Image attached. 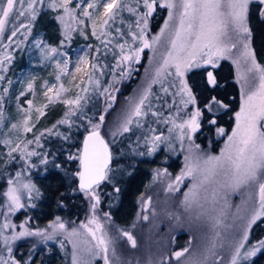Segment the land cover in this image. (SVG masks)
<instances>
[{
	"label": "snow or ice",
	"instance_id": "6c2138e0",
	"mask_svg": "<svg viewBox=\"0 0 264 264\" xmlns=\"http://www.w3.org/2000/svg\"><path fill=\"white\" fill-rule=\"evenodd\" d=\"M85 3L86 7L84 6ZM37 4L43 5L45 0H0V33L5 32L6 26L12 23L13 19L20 20L22 17L27 19L28 23L25 24L21 21L18 26L14 25L11 35L7 38L12 40L21 28L30 31L32 23L38 15ZM141 4L145 11L138 13L137 7ZM158 4L159 7L169 10V18L165 20L164 27L160 29V34L152 36L149 41L146 38L148 18L152 16ZM259 4L264 5V0H259ZM47 7L59 13L56 19L64 25L63 39L60 41L61 47L65 41L71 40L73 31L79 30L80 35L87 39V21H91V34L99 41L100 46L95 48L97 55L78 58L76 72H81V65H86L90 71L85 70L88 77L87 85H75L78 91L74 98H65L69 89L65 88L63 84L59 88L52 85L44 91L43 95L47 98L48 103L35 109L39 113L36 117L37 124L40 118L46 115L45 110L50 105L62 103L67 107L64 116L53 124L52 128L35 134L36 124H32L30 120L34 101L27 98L24 100V103L28 105L27 109L18 104L19 110L27 112L29 115H26L20 124H12L11 127L17 130L22 128L24 133H33L34 138L27 140L26 143L22 141L23 147L21 143L12 147L10 139H0V143L8 148L6 162L11 163L18 160L31 168L35 166L34 162H31V158L35 156L40 158L41 164L47 166L49 164L48 156L52 154L37 152L34 149H29L28 146L35 142L37 146L42 148L40 142L45 138L46 133L49 136L55 135L65 141H70L72 136L60 132L59 127L66 125L67 133H71V130L77 127V121H80L79 126L83 127L85 133L82 147L78 148L76 152H72L69 148L67 161H78L77 168L71 175L78 178V190L92 201L91 210L94 212L100 202L99 194L95 189L103 181L110 180L109 173L113 171L111 165L116 162L111 147L115 143L116 137L131 132L133 125L137 128L143 127L141 118L146 117L149 113L157 117V123H159L162 112L159 109L153 110L150 97L155 96L157 102L163 101L161 108L165 106L174 107L175 98L179 97L180 104L188 109L184 113L185 118L177 123L175 117L169 116L163 122L172 125L168 129L169 133L177 128L180 130L178 139L182 145L185 139L191 142L193 134L201 130L205 122L209 131L215 129L217 136H227L225 147L221 149L219 155L201 154L198 144H190L189 155L185 157L184 168L175 177V183L170 182L167 186L168 191H180L179 185L183 183L186 177H190L194 181L189 191L184 193L181 204L189 214L196 213L195 220L200 223L202 230H206V235H210L207 236L208 246L204 253L193 260L192 264H208L210 256H217L215 249L218 243L221 248L225 246L222 230H226L228 227L224 223L226 211L224 207L216 208L219 201L224 198L221 193L225 189L236 191L251 185L258 187V206L252 209L240 240L229 245L232 254L228 264H240L242 260H249L258 252H264V240L257 241L251 247H246L245 244L248 241L249 230L258 220L264 218V65L257 63L255 53L250 47L249 0H178V2L177 0H163L162 3L160 0H137V7H130L126 0H84L83 3H76L75 6H73V0H47ZM78 8H83L82 14L76 11ZM178 8L182 11L177 13ZM125 10L135 16L134 23L138 29V31H129L127 35L131 36L133 42H139L142 47L135 46V43L129 46L127 41L113 43L115 39L112 36L113 31L118 35H124L122 28L114 27V25L117 18H120L121 13ZM94 13L98 14L99 24L94 19ZM259 14L261 20L264 21V7L259 8ZM81 15L83 19L80 18ZM177 16L178 23H173ZM121 23H123L122 18ZM73 24L83 25V27L74 28ZM128 27L131 29L132 24L130 23ZM230 32L234 34L235 39L232 38ZM165 34H167L168 48L166 55L163 56V63L155 69L154 73L148 74L146 85L141 87L137 96L127 102L128 106L114 128L110 129L109 132H104L103 129L106 126L104 113L112 108L117 98L110 91L111 84L101 89V78L109 70L113 79H117V73H119L118 78L121 80L131 78L135 70L133 65L140 63V54L144 49L155 48ZM25 38L27 39V37ZM240 45H242V51L233 60V63L237 67V81L241 84L243 98L240 110L235 113L236 126L233 128L232 134L228 135L223 127L218 126L219 110L227 109L228 105L218 96L212 95L211 92L218 87L215 69L219 66V61L227 59L232 54V50L237 49ZM37 47L46 59H54L56 56L64 55L56 47L49 48L42 40L37 41ZM88 47L92 48L93 46L88 45ZM115 49H119V52L117 53ZM109 53H112L113 59L116 61L115 65L109 66L106 63V57ZM11 59L10 55H4L0 59V69L6 70V64L11 63ZM241 60L244 63L243 72L241 71ZM69 62V60H64L62 64L57 62V81L61 80V74L69 73ZM195 69H203L205 73L198 84L190 83L188 79V74ZM3 79L4 77L0 76V80ZM157 84L160 86L159 93L153 89V86ZM32 89L33 83L29 82L25 91L20 92L17 101ZM4 91L7 92V89ZM81 91L84 95L80 94ZM50 93L53 94L50 95ZM89 93H98L106 98L107 107L104 109V113L99 115L98 121L88 117L84 112V108L91 98ZM168 96L173 97L172 104L168 103L166 99ZM176 111L179 113L181 109L177 107ZM2 118L3 114L0 113V119ZM148 131L154 132L155 129L149 128ZM109 134L112 137L111 141L106 139ZM166 139L168 138L162 135L149 136L145 134L143 136L145 145H151L147 147V154L151 155L159 144ZM169 146L171 147V145ZM17 153H19L18 157ZM140 154L144 155L145 153L141 152ZM3 155L0 154V158ZM53 166L58 169L62 167L61 164H54ZM167 175V170L156 172V177ZM22 176V172H17L15 178L10 177L7 181L8 188L3 193L5 203L0 205V207L7 209V212L4 213L5 216L25 207V204L21 202L23 192L28 193L29 199L33 197V194L40 195L36 185L30 180L23 182ZM210 188L211 197L205 195L202 198L201 192L209 193ZM76 190L73 189V191ZM202 199L203 202H201ZM206 204H211V208H206ZM143 218L147 220L148 216L145 215ZM177 219L179 220V217ZM92 225L95 227H91ZM11 227L13 231L10 236L4 235V231L9 230L7 222L2 226L3 231H0V237L3 238L5 246L25 236H39L44 241L52 240L56 238L57 232L63 233L65 231V224L60 222L59 218L49 225V228L52 229L51 232L46 230L31 231L25 224L19 226L21 229L19 232L14 231L15 225ZM80 227L91 237V241H83V243L88 244V247L83 250L78 248L77 243L73 244L72 264H87V262L81 261L80 251H86L90 256L102 253L104 264H110L108 253L113 240L95 216L90 218L86 224L82 223ZM121 234L127 237L133 247H136V240L129 232L122 231ZM67 235L79 237L81 233L73 228L67 232ZM194 240L195 237L188 241V247L172 253L168 264H171V258H175L179 264L181 258L190 252ZM7 251L11 253L12 248L8 246ZM31 259L32 257L29 256L28 261L21 262L16 259L9 261V259L0 256V264H29ZM161 264H164L163 259ZM213 264H223V258L217 257Z\"/></svg>",
	"mask_w": 264,
	"mask_h": 264
},
{
	"label": "rangeland",
	"instance_id": "374dc122",
	"mask_svg": "<svg viewBox=\"0 0 264 264\" xmlns=\"http://www.w3.org/2000/svg\"><path fill=\"white\" fill-rule=\"evenodd\" d=\"M83 2L84 0H73V6H75L76 3ZM126 2L130 7H137V0H126ZM160 2L162 3L163 0H160ZM258 2L259 0H249V4ZM84 6L86 7V3L84 4ZM261 6L264 7V5ZM37 8V18L40 14H42L47 15V19L52 18V20H54L55 28L53 32L51 31V33L48 34L46 33V31L40 29L38 24L36 25L35 23L37 22L36 18V20L32 23L30 31L26 30L25 28H21L17 36L12 40H9L7 37L11 35V30L13 29L14 25L18 26L21 21L25 24L28 23V20L22 17L20 18V20L13 19L12 23H9L6 26L5 32L0 33V59H2L6 54L10 55L12 58L11 63L6 64V70L0 69V76L4 77L3 80H0V113L3 114V118L0 119V139H10L12 142V147H15L17 143H21L22 141L23 143H26L27 140H33L34 138L33 133H24L22 128L17 130L11 127L12 124H20L25 116L29 115L27 112H21L18 108V104L24 109H27L28 105L24 103V100L27 98L34 101L33 110L30 114V120L32 124H36L35 134H39L40 132L45 131V129L52 128V125L64 116L67 107L62 103L50 105L45 110L46 115L44 117H41L39 123L37 124L36 117L39 115V113L36 112L35 109L40 108L48 103L47 98L43 95L44 91H46L47 87H51L52 85H55L57 88H59L60 85L63 84L65 88L69 89V92L67 93L65 98H74L78 91L75 85H87L88 83V77L85 74L87 66L81 65V72H76L77 60L81 56L90 57L91 55H97V53L95 52V48L100 46L99 41H97L91 34V21H87L88 27L86 29V34L88 38L85 39L83 35H80L79 30L73 31L71 33V40L65 41L64 45L61 47L60 41L63 39L62 32L64 30V25H62L56 19V16L59 13L54 12L47 7V0H45V4L43 5L37 4ZM76 11L82 14L83 8H78L76 9ZM143 11H145V9H143V6L141 4L139 7H137V12L142 13ZM176 11L178 13L179 11H182V9L178 8ZM97 17L98 14L94 13V19H96L97 24H99V19ZM80 18L83 19V16L81 15ZM121 18L123 19V23H121ZM168 18L169 10L167 8L159 7L158 4L152 16L148 18V30L146 33V38L149 39V41L151 40L152 36L160 34V29L164 27V22L165 20H168ZM134 21L135 16H133L128 11L125 10L121 13V17L117 18L114 27H121L124 35H118L113 31L112 36L115 37V39L113 40L114 44L117 41L119 43H124L125 41H127L129 46H132L133 43H135V46L142 47L139 42H133L131 36L127 35L129 31H138V29H136L135 27ZM130 23L132 24L131 29H129L128 27ZM173 23H178V16L177 19L173 21ZM73 27L79 29L82 28L83 25L73 24ZM230 35L233 39H235L234 34L230 32ZM25 37H27V39ZM41 40L46 45H48L49 48H58L60 52L64 53V55L56 56L54 59H46L41 50L37 47V41ZM88 45H92L93 47L89 48ZM167 48V34H165V36L162 37L161 42L158 43L155 48L144 49V51L140 54V63L133 65L135 70L133 71L131 78L121 80L118 78L119 73H117V79H113L112 73L109 70L106 75L101 78V89L103 87H108L109 84H111L112 87L110 88V91L114 95H116V102L113 104L112 108L108 109L107 113H104V109L107 107L106 98L104 96H100L98 93H89L91 98L84 108V112L86 113V115L93 119L95 113L98 111L96 109L100 107V114L104 113L106 116V126L104 127L103 131L109 132L110 129H113L118 119L128 106L127 102L131 101L133 97L137 96L141 87L146 85L148 74L154 73L155 69L163 63V56L166 55ZM115 51L118 53L119 49H115ZM240 51H242V45H240L237 49H233L232 54L227 59H224L226 61H229L235 67L236 71L237 67L233 63V60L239 56ZM64 60L70 61L68 65L69 73L61 74V80L57 81L56 76L58 74V69L56 65L57 62H60L62 64ZM106 63L109 66L115 65L116 61L115 59H113L112 53H109L107 55ZM242 69L244 70L243 60H241V70ZM87 70L90 71V69ZM9 81H11V83H9ZM29 82L33 83V89L26 92L25 96L20 97V100L17 101V97L19 96L20 92L25 91ZM5 89H7V92L4 91ZM123 89H125L126 92H124ZM153 89L156 93H159V84L154 85ZM52 94L53 93H50V95ZM80 94L84 95L82 91L80 92ZM242 98L243 96L241 95V103ZM166 99L169 104L173 103V97L168 96L166 97ZM150 100L153 105V110L159 109L162 112L159 123H157V117H154L149 113V115H147L146 117L141 118L143 127L137 128L135 125L132 126L133 130L131 131V133L134 134L132 141L123 142L121 138L117 136L115 143L111 146H115V148L117 149V154H114L115 160L118 161L119 159L122 162L127 163V159H133L138 163L146 164L148 166L147 170L150 171L149 174L151 175L150 182L153 183L155 181V178H157V171L163 172L164 170H167L168 176H171L172 173L180 174L181 169L185 166V157L189 155L188 149L192 142L185 139L182 145L181 141L178 139L180 130L177 128L169 133L168 129L172 125L170 123L165 124L163 122L164 119L168 118L169 116L175 117L177 123H180L181 119L185 118L184 113L187 112L188 109H185L183 105L180 104L179 97L175 98V106L172 108H168L167 106L161 108V104L163 103V101L157 102L155 96L150 97ZM177 107L181 109L179 113H177L176 111ZM85 123H87V121H85ZM79 125L80 121H77V127H74L71 130V133H67L66 125H60V132L70 134L72 136V139L70 141H65L55 135L49 136L46 133L45 138L42 139L43 142H41V145L43 146L42 148L37 146L35 142H33L28 147L34 149L37 152L51 153L52 155L48 156V160L49 157H53L55 154V152H53L52 150V147L56 143V141L57 143L61 142L63 144V147H66L65 151H68V148L71 146L72 152H76L75 149H73V145H77L79 143L77 135L84 132L83 127H80ZM149 128L155 129V131L149 132ZM135 130H137V132ZM145 134L149 136L162 135L163 137H167L168 139L160 143L151 155H148L147 147H150L151 145H145L143 140V136ZM106 139L111 141V135L109 134ZM23 143H21L22 147ZM59 143L58 145L60 146ZM225 143H223L224 145L221 147V149L225 147ZM169 145H171V147ZM78 148H80V146ZM221 149L219 150L220 152ZM193 150L195 151V149ZM7 152L8 148L4 144L0 143V154H4L2 158H0V170L5 166L4 164L8 159L6 156ZM141 152L145 154L141 155ZM199 152L201 153L200 150ZM220 152H218L217 155H219ZM201 154L211 155L208 153ZM16 155L18 157L19 153H17ZM31 162H34L35 164V166L31 168H28L22 161L18 160L7 163V167L4 168V171L1 174V177L8 181L10 177L15 178L17 172H22L23 182H28L30 180L31 183L35 184L39 189L40 195L36 196L35 194H33V197L29 199L28 193L23 192L21 202L25 204V207L18 209L15 212L8 213L7 216L4 215V213L7 212V209L3 207L0 211V231H3L2 226L5 222H7L9 224V230L4 231V235L6 236H10L12 234L13 229L11 226L13 225H15L14 231H21L19 227L21 224H25V226L31 231L46 230L48 232H51L52 229L49 228V225H51L53 221H56L57 218H59L60 222L65 224V231L63 233L57 232L56 238L48 241H44L42 237L39 236L21 237L20 239L12 241L11 244L8 245L12 248L11 253L7 251L8 246L4 245L3 238L0 237V256H3L5 259H9V261L11 259L19 260L18 258L14 257V250L18 244H27L31 246L29 247L30 252L28 255L26 253V255L23 256L24 259L21 260V262L28 261L29 256L32 257L31 261L33 259H36L37 262H41V260L43 259L44 262L45 260H48V258H46V255L51 256L52 254L55 255L61 252L63 264H72L74 251L73 244L77 243L78 248L83 250L88 247V244L83 243V241H91V237L88 236L87 232L83 228H81L80 225L82 223L86 224L88 220L93 216H95L96 220L99 221V223L109 236L113 232L116 235V238L120 237L121 233L119 232V229L117 230V228H115V230L113 228L114 231L110 230L107 209H101L99 202L96 210L93 212L91 210L92 201H90L89 198L86 197L82 192L81 195L87 202V209L85 214L82 216L81 222L75 220H70L69 222H67V220L62 219L60 216H57L47 221L46 223L39 221L38 217H42L43 214V210L41 209L40 205L43 198L41 187H39V185L37 184L40 182V180L36 178L43 176L46 166L41 164L40 158L35 156L31 158ZM76 162L78 165V161ZM117 169L123 172L125 171V168L122 165L120 167H117ZM186 182L187 184L185 189L179 191L182 196V200L184 198V193L189 191V188L194 181L190 177H187ZM7 188L8 183L6 185L5 191L7 190ZM95 191L100 194V190L97 187ZM205 195H208L209 198L211 197V188L209 190V193L201 192L202 198ZM221 196L224 198L219 201V203L216 205V208L219 209L221 207H224L226 214L229 215V220L227 223L230 224L231 221H233L235 224V232L230 240V243L232 244L240 240L243 235L242 231L244 229L245 223L251 216L252 209L258 206V187L256 185H251L243 187L240 190L236 191H233L232 189H225L224 192L221 193ZM100 197L101 196H99V201L101 199ZM2 200L4 204L5 197L3 195ZM201 202H203V199ZM205 207L211 208V204H206ZM238 208L240 209L239 212ZM177 209L180 211L181 215L188 216L189 212L185 211L183 206L177 205ZM192 215L193 216H191V218L195 220L196 214L194 213ZM261 221L263 222L264 218L258 220L257 222ZM187 222H189L188 219L182 220L183 225H185ZM91 227H95V225H92ZM73 228H76L81 233L79 237H69L67 235V232H70ZM188 229L189 226L185 225V228L182 231L188 232ZM224 231L225 230H223V232ZM261 240H264V238ZM256 243L257 241H254V243L250 242L248 235V241L245 242L246 247H251ZM110 250L111 249L109 248V251ZM18 253L22 255L20 252ZM256 256L246 261L242 260L240 264H252ZM80 259L81 261L87 262V264H104L102 253L100 255L90 256L86 251H80Z\"/></svg>",
	"mask_w": 264,
	"mask_h": 264
},
{
	"label": "trees",
	"instance_id": "16d2710c",
	"mask_svg": "<svg viewBox=\"0 0 264 264\" xmlns=\"http://www.w3.org/2000/svg\"><path fill=\"white\" fill-rule=\"evenodd\" d=\"M260 7L263 6L259 2L249 4V28L251 31L249 42L252 51L255 53L257 63L264 65V21L260 18ZM36 21V25L38 24L40 29L46 31V33L53 32L55 23L52 18L47 19V15L40 14ZM241 71L243 72V69ZM204 74L203 69H195L188 74V79L190 83L198 84ZM215 74L218 79V87L211 94L218 96L219 99L228 105L227 109L219 110L218 126L223 127L227 134L231 135L236 125L235 113L240 110L241 106V84L237 81L235 67L224 59L219 62V66L215 69ZM123 91L126 92L125 89ZM96 110L98 111L95 113L93 120L98 121L100 107ZM135 131L137 132V130ZM84 135V132L77 135L79 143L74 145L73 149L75 151L81 145L80 137L82 138ZM133 135V133L129 132L119 137L123 142L132 141ZM226 139L227 136H217L215 129L209 131L205 122L202 129L193 135L191 142L200 146L199 150L201 153L217 155ZM41 142L43 141L41 140ZM58 143L57 141L55 144L53 143L52 150L56 155L49 157L50 163L45 167L43 176L36 178L40 180L37 184L41 187L43 198L40 204L43 214L42 217H38V220L46 223L60 216L67 222L70 220L81 222L82 216L87 209V202L77 188L76 178L71 175L77 168V162H68L66 147H63L61 142L59 143L60 146ZM112 150L113 154L116 155L117 149L115 146L112 147ZM6 164L7 162L0 170V205H3L2 195L7 185V180L1 177L4 168L7 167ZM54 164H61L62 167L59 169L55 168ZM121 165L125 168L124 172L117 169ZM111 167L113 171L109 173L110 180L104 181L103 185L97 187L100 190L99 196H101L100 207L108 211L110 230L114 231L113 228H117L120 233L122 231L129 232L136 240V247L131 245L127 237L120 234V237L116 238V235L112 232L109 236L113 240L109 251L110 264H161L162 259L164 264H168L171 254L188 247V241L193 237H195V240L190 252L181 258L179 264H192L193 260L204 253L205 248L208 246L207 236L210 234L206 235V230L201 229L200 223L191 218L195 212L188 214V216L180 214L177 209V205L182 206L180 192L167 190L168 183H175V177L179 173L157 177L151 183L150 171L147 170L148 166L144 163H138L133 159H127V163H124L118 159ZM186 179L187 177L179 185L180 190L185 189ZM74 188L77 190L73 191ZM2 208L0 207V211ZM145 215L148 216L147 220L143 218ZM177 217H179V220ZM185 219L189 221L185 224L189 226L188 232L182 231L185 228L182 220ZM228 220L229 215L226 214L224 223L229 226L224 232L222 230L225 246L221 248L218 243L215 249L217 256H210L208 264H213L217 257H222L223 264H228L232 254L229 243L235 232L234 222L231 221L229 224L227 223ZM263 238L264 221H261L254 224L249 230V240L254 243V241L256 242ZM29 247L31 246L27 244H18L14 250V257L18 258L19 261L23 260V256L26 253L28 255L30 252ZM46 258L48 260L44 262L43 259L41 262L33 259L30 264H63L61 252L51 256L46 255ZM171 264H177L175 258H171ZM252 264H264V252L258 253Z\"/></svg>",
	"mask_w": 264,
	"mask_h": 264
},
{
	"label": "water",
	"instance_id": "95a60500",
	"mask_svg": "<svg viewBox=\"0 0 264 264\" xmlns=\"http://www.w3.org/2000/svg\"><path fill=\"white\" fill-rule=\"evenodd\" d=\"M81 139L83 140V136H82ZM80 147H82V141H81V145H80ZM76 181H77V182H76V185H77V188H78V183H79L78 178H77ZM103 182H104V181H103ZM103 182H102L99 186L103 185ZM99 186H98V187H99Z\"/></svg>",
	"mask_w": 264,
	"mask_h": 264
}]
</instances>
